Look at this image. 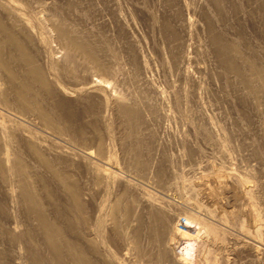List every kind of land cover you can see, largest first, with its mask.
Returning <instances> with one entry per match:
<instances>
[{
	"label": "rangeland",
	"instance_id": "374dc122",
	"mask_svg": "<svg viewBox=\"0 0 264 264\" xmlns=\"http://www.w3.org/2000/svg\"><path fill=\"white\" fill-rule=\"evenodd\" d=\"M0 6L8 10L10 20L20 19L31 29L37 64L55 100L61 102L62 113L68 115L61 123L56 113H50L62 129L57 140L76 151L93 153L99 140L104 151L109 174L97 188L89 176L58 168L79 182L83 203L79 213L51 177L17 150L29 170V182L38 190L46 186L57 199L58 207L54 213L49 211V217L92 264H156L159 243L148 232L146 212L131 207L132 195L122 203L130 202L128 218L118 211L115 224L120 227L112 229L108 205L124 190L120 177L125 175L178 214L180 230H185L183 207L231 234H239L242 223L251 229L253 213L264 222V188L257 184L264 185V94L256 97L244 90L238 76L220 63L212 43L218 39L236 48L243 62L229 59L243 77L250 76L251 65L264 72V0H0ZM50 20L63 23L72 36L87 43L88 51L97 57L95 64L76 55L71 67ZM117 105L141 108L136 131L143 140L140 154L146 164L141 174L127 164L126 153L133 143ZM0 110L5 111L1 106ZM30 123L51 134L38 120L30 118ZM81 130L84 139L89 137L86 142L78 138ZM209 174L225 180L228 189H236L237 198L229 201L230 194H215ZM19 200L17 192L0 179V264H58L40 244L37 225ZM231 242L227 235L224 252L218 250L216 256L223 264H249L245 256L232 257ZM32 256L39 263L32 262ZM63 259L59 264H72Z\"/></svg>",
	"mask_w": 264,
	"mask_h": 264
},
{
	"label": "bare ground",
	"instance_id": "6f19581e",
	"mask_svg": "<svg viewBox=\"0 0 264 264\" xmlns=\"http://www.w3.org/2000/svg\"><path fill=\"white\" fill-rule=\"evenodd\" d=\"M6 12L5 8L0 6V106L5 110H0V179L10 191L15 190V192L19 195V204L23 206L28 218L35 221L37 225L36 235L39 237L38 240L54 263H62L64 261L63 257H66L72 264H92L88 259H86V255L83 251L77 248L71 240L66 238L64 229H62L56 221H53L49 217V211L54 213L58 207L57 199L53 197V192H50L46 186H42L41 189L38 190L35 187V183L29 182V170L19 157L17 150H21L23 154H26L39 168L44 170L49 177H51L57 188L60 189V193L65 196L71 207L79 213H83V203L81 202L82 193L81 187L78 184L79 182H77L75 178H72V176L69 175L70 173L59 171L58 168L65 167L68 170L72 169L77 173L79 172L82 175L84 174V177L89 176L92 183L97 188L104 180V175L109 174L106 163H104V151L102 150L99 140H97V143L94 142L96 143L94 153L85 149V151H76L57 140L56 137L61 135L62 129L58 127L57 122L52 120L50 113H56L57 120L61 123L66 122L68 115H64L62 113L61 102L57 99L55 100L51 85L45 78L46 74H44L42 70L43 68L41 69L37 64V57L35 56L37 54L32 51L33 34L31 29L27 24L20 23V19L10 20L8 16L9 14ZM50 22L57 40L62 43L61 45H63L66 50V55L71 67L74 63L76 55L81 56L87 62L95 64L97 57L94 56V52H90L91 50L88 51V46H86L87 43L84 45L85 42L82 43L80 42L82 40L79 41L76 37L72 36L63 23L53 20H50ZM162 26L163 28L167 27L166 25ZM212 43L218 52L220 63L225 65L230 72H233L238 76L239 82L243 86L244 90H248V92L256 97L260 93L264 94L263 71L259 70L256 66L251 65L248 69L250 76L243 77L238 72V68L235 67L236 65H234L231 62L232 60L229 59L232 56V58L243 62L241 60L242 57H240L238 52L235 50L236 48H233L230 45L226 46L218 39H213ZM53 67L55 68V66ZM66 75L68 77V74ZM256 84L258 87H256ZM38 98L39 101L37 100ZM42 99V103L45 102L48 108L42 106ZM255 102L258 103L259 101L257 100ZM260 105L262 106L261 102ZM140 109L137 105L135 107H128L125 105L116 106V112L121 119V122L128 130L127 138H131L133 143L131 148H127L128 153H126V155H130L128 156L130 162L127 164H129V168H132L134 171L141 174V172L145 170L146 164L141 159L142 157L140 154V146H142L141 142H143V140L140 141L141 138L139 139L136 134L139 124L141 123ZM30 118L38 120L45 128V131L50 132L51 134L39 132L40 130L38 131L35 126L30 123ZM67 128L68 126H66V129ZM83 136L84 133L81 130L78 138L80 137L81 142H86L89 137L84 139ZM157 173L159 174L160 171L158 170ZM76 177L78 176L76 175ZM10 178L15 179L16 181L12 182ZM220 178L214 179L212 175L211 178L208 177L210 182L215 183V185H213L214 187H211L213 192L217 195L230 194L227 199L234 201L235 198H237L236 189H232V187H229L228 189L225 180H220ZM120 180L124 190L116 196L111 206L108 205V214L112 229H117L116 227L118 226L120 227V225L116 226L115 224L117 223L115 220L117 219L116 215L118 211L122 210L123 218H128L130 208L134 205L136 206L135 208L143 210L144 213L146 212L148 232L154 235V238L158 241V245L160 247L155 257L156 264H199L202 262L205 264H223V260H221L222 258L220 259L216 255L218 250H222L224 252V242L227 235L231 237V241L233 242V258L245 256L246 259L249 260L247 261L249 264L263 263L264 225L261 223L263 221L260 222L261 218L259 219L258 215L253 213L255 212L254 209H251L253 210V212H251L255 214V216L252 219H249L251 220V229L249 226L248 228L250 230L246 226L244 227L241 222V227L237 224L238 227H240V231H237L239 234H231L228 231L218 229V227L214 226L211 222H209L210 220L208 221L206 218H201L195 216L196 214L192 215L188 213L186 208L183 207L184 209H182V214L185 215V222L182 225L185 230H180L177 228L178 224H176L179 220L178 214L170 211L171 209L168 210L164 203L161 204L162 201L158 202L150 196V192H147L146 189L142 190V188H140L141 186L132 183L126 175L121 176ZM249 181L250 180L247 182ZM257 184L259 187L264 188L262 183ZM254 186H256L255 183ZM47 187H49V184ZM51 188L54 187L52 186ZM187 188L195 195V191L190 185H188ZM40 194H43L42 197H44L46 201L45 199L43 200L39 197ZM128 194L133 196L131 200V207L129 205L130 202L122 205L123 200L125 197H128ZM224 196L226 197V195ZM225 197H223V199ZM160 198L163 199L162 197ZM128 199L129 198L125 200L129 201L130 199ZM244 200H246V202H252L251 198H246ZM257 204L258 203H256V205ZM206 207L208 206L206 205ZM204 210L208 216L210 214L212 215L209 207L208 209L204 208ZM220 216L222 217L221 214ZM213 217L215 218V216ZM232 218L233 217H231V219ZM125 220L126 218L124 221ZM136 221L140 226V218H137ZM136 228L132 229L135 230ZM69 232H72V230H69ZM27 237L30 239L31 234L28 233ZM14 241L17 245L20 244L18 240L14 239ZM223 255L224 254L221 256ZM226 258L228 260V257ZM31 261L39 263L35 256H32Z\"/></svg>",
	"mask_w": 264,
	"mask_h": 264
}]
</instances>
